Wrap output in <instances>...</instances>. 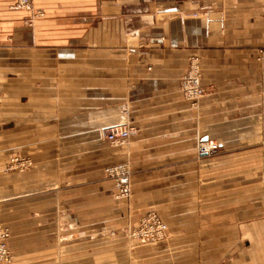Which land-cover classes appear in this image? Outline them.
I'll return each mask as SVG.
<instances>
[{
	"label": "crops",
	"instance_id": "0c3cea01",
	"mask_svg": "<svg viewBox=\"0 0 264 264\" xmlns=\"http://www.w3.org/2000/svg\"><path fill=\"white\" fill-rule=\"evenodd\" d=\"M0 0V200L14 264H264V0ZM193 57L205 94L181 92ZM136 135L112 144L114 126ZM218 150L200 155V144ZM12 154L26 172L3 173ZM132 168L117 198L105 169ZM156 212V245L125 231Z\"/></svg>",
	"mask_w": 264,
	"mask_h": 264
},
{
	"label": "built area",
	"instance_id": "2783aa9c",
	"mask_svg": "<svg viewBox=\"0 0 264 264\" xmlns=\"http://www.w3.org/2000/svg\"><path fill=\"white\" fill-rule=\"evenodd\" d=\"M16 8L29 10L31 9V0H17ZM264 51V50H263ZM183 97L193 104H196L205 94L202 85L200 60L198 57L190 59L189 68L181 78L180 84ZM136 135V131L131 127L114 126L104 132L106 139L112 144L126 143L130 138ZM219 146L215 142H206L200 144L198 153L207 155L216 150ZM15 169L24 170L32 166V161L21 157L12 160ZM105 175L113 183L117 193V198L128 199L131 196L132 168L128 163H120L109 166L105 169ZM168 232L167 224L156 212H150L144 216L139 226L132 230L130 237L145 243L156 244L166 238ZM10 234L8 229L0 225V262H8L10 254L6 241Z\"/></svg>",
	"mask_w": 264,
	"mask_h": 264
},
{
	"label": "rangeland",
	"instance_id": "374dc122",
	"mask_svg": "<svg viewBox=\"0 0 264 264\" xmlns=\"http://www.w3.org/2000/svg\"><path fill=\"white\" fill-rule=\"evenodd\" d=\"M263 50H264V48H263ZM262 50V53H263V55H264V51ZM200 60V59H199ZM190 62V61H189ZM189 68V67H188ZM201 68V67H200ZM187 72V71H186ZM183 77V76H182ZM201 79H202V73H201ZM205 89V88H204ZM16 157H21V158H24V159H28V160H31L30 158H25V157H22V156H19L18 154H12L11 155V157H10V162H9V165L5 168V170L3 171V173H10V172H15V171H20V172H26V171H28V170H30L32 167H33V162H32V166H30L29 168H27V169H24V170H17V169H15V167H14V165H13V162H12V160H14V158H16ZM32 161V160H31ZM2 172H1V170H0V174H1ZM1 199V198H0ZM120 199V198H119ZM2 210H3V208H2V203H1V200H0V225L3 227V228H6V229H8V231H9V234H10V236H9V238L7 239V241H6V244H7V248H8V251H9V254H10V260L8 261V262H0V264H14V262H15V257H14V254H13V252H12V250H11V248H10V239H11V236H12V228H11V226H10V222L8 221V219L7 218H4L3 217V213H2ZM158 214V213H157ZM139 226V225H138ZM137 226V227H138ZM137 227H135V228H131V229H128L127 231H125L124 233H125V236L128 238V239H130V240H132V241H135V242H137V243H140V244H151V243H145V242H141V241H139V240H135L134 238H131L130 237V232L132 231V230H134V229H136ZM166 237H167V235H166ZM166 239V238H165ZM164 239V240H165ZM163 240V241H164ZM163 241H161V242H163ZM161 242H159V243H161ZM159 243H156V244H159ZM156 244H151V245H156Z\"/></svg>",
	"mask_w": 264,
	"mask_h": 264
}]
</instances>
